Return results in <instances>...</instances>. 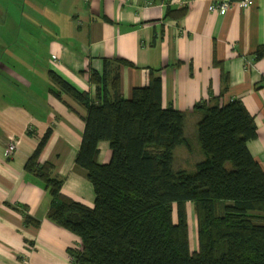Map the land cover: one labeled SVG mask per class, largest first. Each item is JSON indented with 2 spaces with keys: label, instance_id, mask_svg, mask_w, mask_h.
Returning a JSON list of instances; mask_svg holds the SVG:
<instances>
[{
  "label": "crops",
  "instance_id": "0c3cea01",
  "mask_svg": "<svg viewBox=\"0 0 264 264\" xmlns=\"http://www.w3.org/2000/svg\"><path fill=\"white\" fill-rule=\"evenodd\" d=\"M216 1L0 0V264H74L68 251L82 249L78 236L47 219L52 198L25 171L49 131L40 162L54 165L66 196L95 203L88 173L76 164L88 111L63 93L56 97L51 72L95 96L91 72L102 74L104 59L127 60L136 67L113 63L109 79L118 72L130 99L135 88L160 77L163 107L184 112L189 141L188 114L190 123L202 118L197 104L241 101L258 132L248 148L264 170V57H257L264 0L234 4L223 16L209 11ZM182 8L186 16L167 18ZM12 143L17 149L9 157ZM99 149V162L109 163V144ZM183 149L185 159L194 155L192 147ZM23 213L40 226L27 225Z\"/></svg>",
  "mask_w": 264,
  "mask_h": 264
},
{
  "label": "trees",
  "instance_id": "16d2710c",
  "mask_svg": "<svg viewBox=\"0 0 264 264\" xmlns=\"http://www.w3.org/2000/svg\"><path fill=\"white\" fill-rule=\"evenodd\" d=\"M187 13V8L170 10L167 18ZM257 57H264V47ZM116 62L136 67L127 60L104 59V72H91L95 96L50 73L60 89L56 97L62 100L63 93L88 111L76 164L88 173L94 206L66 196L63 181L53 177L54 165L40 162L51 131L25 166L52 198L47 219L81 240V250L68 251L73 263L264 264V170L248 148L258 136L254 117L241 101L197 104L203 114L198 143L205 159L194 174L174 171L176 149L191 150L184 112L163 107L160 77L124 98L119 73L109 79ZM102 142L112 152L107 164L99 162ZM188 204L197 218V251L191 247ZM23 215L27 225L40 226Z\"/></svg>",
  "mask_w": 264,
  "mask_h": 264
},
{
  "label": "rangeland",
  "instance_id": "374dc122",
  "mask_svg": "<svg viewBox=\"0 0 264 264\" xmlns=\"http://www.w3.org/2000/svg\"><path fill=\"white\" fill-rule=\"evenodd\" d=\"M202 114V113H201ZM193 113H189L188 117L190 118L187 123V133L190 136L191 147L194 149V155L189 157V159H185L183 157V148L184 146L179 147L178 150L174 153V171L184 170L188 174H194L197 171L196 165L205 159L201 147L198 143V132H197V122L190 123L193 120ZM186 116V115H185ZM203 116V114H202ZM199 123V122H198ZM194 135V136H192ZM202 158H199V157ZM188 212V221L190 226V236H191V247L193 251L198 250V229H197V218L194 212V208L192 204H188L187 208Z\"/></svg>",
  "mask_w": 264,
  "mask_h": 264
},
{
  "label": "built area",
  "instance_id": "2783aa9c",
  "mask_svg": "<svg viewBox=\"0 0 264 264\" xmlns=\"http://www.w3.org/2000/svg\"><path fill=\"white\" fill-rule=\"evenodd\" d=\"M253 3V0H241L234 3L232 0H217L216 2L210 4L209 11L212 13H218L220 15H226L234 4H237L241 8H245ZM17 146L15 143L9 145L6 156H11L16 151Z\"/></svg>",
  "mask_w": 264,
  "mask_h": 264
}]
</instances>
